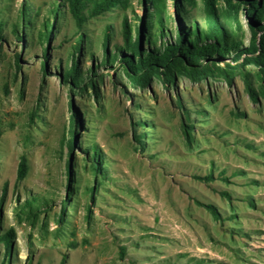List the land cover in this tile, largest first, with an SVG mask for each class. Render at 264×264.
Returning a JSON list of instances; mask_svg holds the SVG:
<instances>
[{
	"label": "rangeland",
	"instance_id": "374dc122",
	"mask_svg": "<svg viewBox=\"0 0 264 264\" xmlns=\"http://www.w3.org/2000/svg\"><path fill=\"white\" fill-rule=\"evenodd\" d=\"M225 13L248 47V18ZM187 17L204 27L201 0ZM123 19L149 25L151 10L131 0L126 11L77 23L66 0H0V232H14L9 264H264V101L249 100L243 77L257 88V69L213 59L200 67L210 73L194 78L159 66L135 85L100 63L104 35L107 51L122 47ZM77 36L81 72H97L82 89L63 77ZM20 158L27 172L17 182ZM31 197L40 204L28 216L20 206ZM2 253L0 243V263Z\"/></svg>",
	"mask_w": 264,
	"mask_h": 264
},
{
	"label": "trees",
	"instance_id": "16d2710c",
	"mask_svg": "<svg viewBox=\"0 0 264 264\" xmlns=\"http://www.w3.org/2000/svg\"><path fill=\"white\" fill-rule=\"evenodd\" d=\"M66 1L77 23L82 21L85 14L94 17L113 8H119L123 11L131 8V0ZM167 1L170 2L172 11L170 16L167 14ZM201 2L205 21L204 27H200L195 22L186 21L190 9L196 7V0H139L141 6L151 10L152 23L148 25L142 20L135 19L134 23L130 25L126 19H123L121 23L122 47L114 45L110 53L106 50L107 35H104L101 65L111 66L114 63L121 68L127 80L135 85H143L151 77L148 71L153 72L159 66L167 69L177 67L176 71L178 72L188 73L191 77L200 78L210 73L208 68H200L202 63L208 64L215 59L217 63H221L226 68H236L239 66V60L241 59V62L252 64L257 69L255 74L258 81L257 88L248 80V74H243L244 88L249 100L252 103H257L259 98L264 101V0H222L225 11L228 10L229 13L235 14L241 10L248 18L247 27L251 32V38L250 44L246 48L241 46L235 30L225 21L224 16L226 13L217 6V0H201ZM53 10H57V5L53 6ZM169 18L173 23L172 29L166 27ZM152 27L155 31L150 33L149 29ZM48 28L49 25H44L40 32L43 43L42 64H44L46 58L49 38ZM80 40V36L75 38L69 65L63 72L64 81L69 82L78 89H82L86 85V81L90 82L93 75L97 74L94 66H90L84 75L81 72L77 58ZM188 66L192 70L186 72ZM172 80L173 76L166 78V81L171 82ZM88 85L92 87L91 82ZM75 127L76 119L72 110L68 122L67 138L65 139V146L68 151L71 150L75 138ZM187 129L186 126H183L184 136L189 139ZM90 157L92 160L91 171L97 173L96 161L98 162L99 159L97 158L96 148H91ZM26 172L25 159L20 158L17 165L16 181L23 180ZM204 179L209 181L212 178L211 175H208ZM70 187V180L67 177L65 184L67 195H70ZM4 192L5 188L0 197V223ZM88 193L91 195V188L88 189ZM220 194L228 199L227 193ZM39 204L37 198L31 197L29 200L24 201L20 207L23 211L26 209L25 215L30 216L34 215ZM63 205L64 203L62 207ZM206 208L214 219L218 217L212 206H206ZM13 236L12 229L3 233L0 232V243H2L3 250L0 264L10 263ZM119 254L121 257L123 254L122 248Z\"/></svg>",
	"mask_w": 264,
	"mask_h": 264
}]
</instances>
